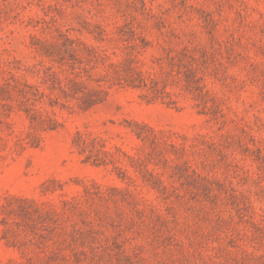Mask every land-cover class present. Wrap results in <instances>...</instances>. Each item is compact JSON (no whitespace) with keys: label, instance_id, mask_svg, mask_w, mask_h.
<instances>
[{"label":"rangeland","instance_id":"obj_1","mask_svg":"<svg viewBox=\"0 0 264 264\" xmlns=\"http://www.w3.org/2000/svg\"><path fill=\"white\" fill-rule=\"evenodd\" d=\"M0 264H264V0H0Z\"/></svg>","mask_w":264,"mask_h":264}]
</instances>
